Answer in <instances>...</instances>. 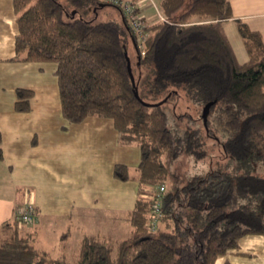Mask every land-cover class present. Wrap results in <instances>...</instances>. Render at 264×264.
<instances>
[{"label":"trees","instance_id":"trees-1","mask_svg":"<svg viewBox=\"0 0 264 264\" xmlns=\"http://www.w3.org/2000/svg\"><path fill=\"white\" fill-rule=\"evenodd\" d=\"M11 1L17 34L9 61L55 64L63 129L88 117L107 118L119 142L137 146L140 153L135 176L125 164L113 167L116 179L138 182L129 232L120 239L84 236L72 262L52 264H215L229 253L251 256L239 251V242L247 235H264L261 32L233 19L247 56L239 62L224 26L233 17L230 0H160L162 17L151 23L140 13L142 0H122L134 7L144 25L141 47L122 6L109 0ZM105 6L114 7L121 21L98 22L97 13ZM129 39L136 51L134 63L128 54ZM174 89L188 94L201 109L211 103L206 136L219 129L224 153L243 173L216 168L181 184L179 158L207 157L201 129L186 126L176 134L168 127L162 104L144 101L169 93L171 97ZM15 95V110L30 111L33 90L17 88ZM158 184H165V191L158 226L151 231L147 224L152 190ZM27 203L13 219L0 224V264H49L35 260L39 254L35 232L24 228L37 219L35 205L31 224L17 215Z\"/></svg>","mask_w":264,"mask_h":264},{"label":"crops","instance_id":"crops-1","mask_svg":"<svg viewBox=\"0 0 264 264\" xmlns=\"http://www.w3.org/2000/svg\"><path fill=\"white\" fill-rule=\"evenodd\" d=\"M230 3L233 17L226 22L241 19L264 38V0ZM16 34L12 1L0 0V224L13 219L15 211L29 201L37 211L34 226L57 221V226L68 227L74 222L80 240L93 234L104 237L98 232L103 224L121 230L123 224H130L138 182L116 179L113 167L125 164L135 176L137 170L131 167L137 169L138 147L121 144L107 118L88 117L63 129L58 85L57 108L52 109L48 90L54 85L45 77L46 63L9 61ZM50 71L55 75V67ZM17 88L33 90L30 111L15 110ZM239 247L251 256L229 253L215 263L264 264V235L244 236Z\"/></svg>","mask_w":264,"mask_h":264},{"label":"rangeland","instance_id":"rangeland-1","mask_svg":"<svg viewBox=\"0 0 264 264\" xmlns=\"http://www.w3.org/2000/svg\"><path fill=\"white\" fill-rule=\"evenodd\" d=\"M159 2L160 0H142L139 3L140 13L145 17L147 22L151 23L158 20L160 17ZM184 9L185 7L183 6L180 11ZM106 19H114L120 22L121 15L114 7L105 6L97 13L96 20L100 22ZM224 26L238 61L243 62L246 60L247 56L234 22H224ZM127 49L130 59L132 63H134L136 51L131 39H129ZM44 63H46L45 65L47 68L45 77L48 81L51 79L54 85L52 91L50 89L48 90V94H52L53 102H51V107L54 109V106H57V79L56 76L51 73L50 67H53L54 70L55 64L52 62ZM136 72L135 75L137 74ZM143 74L145 76L144 72ZM174 91H176V93L171 97L169 93L166 96L163 94L157 97H145L144 101L147 103L162 104L167 114L168 127L176 134H182L186 126L201 129V136L205 142L207 157L202 160H195L184 154L179 158L176 163V169L181 177V184H184L188 178L194 174H205L209 170L216 168H223L235 173H243L238 162L224 153L221 147V140L223 138L220 130L218 129L214 135L210 137L206 136L203 109H201L200 105L195 103L190 96L182 90L174 89ZM135 168L131 167V171L136 172ZM35 223L36 220L33 224L24 226L26 230L35 232L34 243L39 253L37 257H35V260L43 259L49 264L62 259L66 262H72L77 253L78 243L81 238L76 223L71 222L68 227H64L60 224L57 226V221L44 222L42 226H34ZM61 226L64 228H61ZM130 227V224L128 226L123 224L120 230L116 228L115 225L112 226L111 223H108L101 225L99 228L102 229H99L98 232L103 236H111L113 239H120L126 235L125 233L130 230ZM58 228L61 229L58 230Z\"/></svg>","mask_w":264,"mask_h":264},{"label":"built area","instance_id":"built-area-1","mask_svg":"<svg viewBox=\"0 0 264 264\" xmlns=\"http://www.w3.org/2000/svg\"><path fill=\"white\" fill-rule=\"evenodd\" d=\"M109 2L122 6L124 14L128 22L130 23V26L132 27L134 32L138 35L139 46L141 47V42L145 36V33H143L142 31L144 25L142 21L138 19L137 15L134 13V7L128 1L109 0ZM164 191H165V184H158L152 190V195L154 198L150 211V218L147 224V227H149L151 231H154L159 223V217L161 214V210H160L161 200ZM17 215L22 222L31 224L34 219V207L32 203L29 202L26 205H24V207L20 208L17 212Z\"/></svg>","mask_w":264,"mask_h":264},{"label":"water","instance_id":"water-1","mask_svg":"<svg viewBox=\"0 0 264 264\" xmlns=\"http://www.w3.org/2000/svg\"><path fill=\"white\" fill-rule=\"evenodd\" d=\"M127 68H128V73H129V77H130V80H131V83L132 85L135 87V80H134V77H133V73H132V70H131V66H130V61L129 59H127ZM135 96L137 98H139V95L136 91V87H135ZM211 106V103H207L204 108H203V117H204V120H206V117L208 115V112H209V108Z\"/></svg>","mask_w":264,"mask_h":264}]
</instances>
